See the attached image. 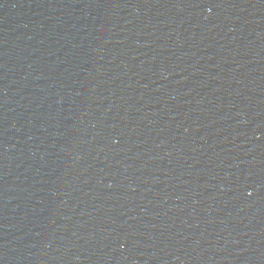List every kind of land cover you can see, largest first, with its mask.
I'll return each instance as SVG.
<instances>
[{
    "label": "water",
    "instance_id": "1",
    "mask_svg": "<svg viewBox=\"0 0 264 264\" xmlns=\"http://www.w3.org/2000/svg\"><path fill=\"white\" fill-rule=\"evenodd\" d=\"M0 264H264V0H0Z\"/></svg>",
    "mask_w": 264,
    "mask_h": 264
}]
</instances>
